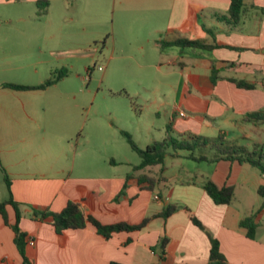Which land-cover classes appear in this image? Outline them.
<instances>
[{
	"label": "crops",
	"instance_id": "1",
	"mask_svg": "<svg viewBox=\"0 0 264 264\" xmlns=\"http://www.w3.org/2000/svg\"><path fill=\"white\" fill-rule=\"evenodd\" d=\"M243 1L246 12L235 27L225 21L230 0H70V20L105 25L107 12L112 11L116 24L112 38H118L122 44L129 40L152 43L157 62L150 66L165 76L170 72L181 76L175 87L178 101L172 105L168 100L160 103L169 106L167 114L173 121L169 125H175L179 133L222 136L223 141L237 145H242L243 139L246 143L242 146L246 148L249 144L253 148L264 147L263 138L253 137L264 135V120L248 117L251 113L264 112V0ZM8 2L0 0V5ZM27 26L13 24L9 19L0 22V163L9 177L13 199L19 202L22 214L19 225L27 237L34 239L33 245L27 242L25 245L31 264H109L110 261L207 264L211 246L207 232L218 240L219 250L228 264H264V197L258 192L260 186L264 191V173L250 164L226 159L195 161L185 157L187 152L178 151L175 156L169 154L172 158L169 164L164 161L162 175L166 180L150 191L143 188L144 183L137 182V176L155 175L160 166L133 171L132 166L137 163L128 162L122 171L116 169L121 161L112 158L109 165L115 169L111 173L98 170L92 173L88 166L76 168L74 162L60 166L55 161L57 156L52 158L45 139L36 141L35 137H44L43 133L70 137V101L54 91L59 81L44 89L16 90L1 86L5 82L42 83L2 78L12 70L11 56L18 53H12L14 40L20 35L18 31ZM175 38L199 39L223 46L211 50L160 47V40ZM48 49L53 56L54 50ZM212 67L217 71L214 83ZM34 70L41 72L43 67L35 66ZM53 70L48 67L47 76ZM228 78L243 79L255 87L239 88ZM50 97L56 101L51 103ZM180 111L187 114L181 116ZM49 112L57 125L55 132L46 125ZM2 137L14 138L5 141ZM24 160L30 161L23 166ZM170 166L172 173L168 174ZM207 179L218 186L232 185V202L215 204L203 188ZM239 188L247 190L243 199L238 194ZM121 190L123 193L116 198ZM68 200L78 202L84 214L104 224L119 221L137 224L145 217L151 219L140 230L114 232L106 239L91 224L82 229H65L59 235L49 221L32 217L31 206L60 211ZM246 203L247 212L243 211ZM167 204H175L177 209L166 218L154 216ZM6 211L11 224L13 209L7 205ZM248 214H255L254 239L248 238L239 226L240 219ZM191 215L204 229L192 222ZM161 235L168 238L163 260L153 250ZM0 264H22L14 233L1 215Z\"/></svg>",
	"mask_w": 264,
	"mask_h": 264
},
{
	"label": "rangeland",
	"instance_id": "2",
	"mask_svg": "<svg viewBox=\"0 0 264 264\" xmlns=\"http://www.w3.org/2000/svg\"><path fill=\"white\" fill-rule=\"evenodd\" d=\"M70 15V0H51L49 13L42 16L37 15L31 0H10L0 5V22L9 19L13 24L28 25L18 31L20 35L14 40L16 46L12 47V53H18L11 56L12 70L2 77L4 80L39 83L56 70L65 68L67 71L54 91L70 101V137L45 133L44 137H35L36 141L45 139L52 158L57 156L55 161L60 166L74 162L76 168L88 166L92 173L98 170L109 174L115 169L109 165L112 158L121 161L116 169L122 171L128 162L138 163L139 156L130 148L122 130L141 148L155 140H163L167 133L173 137L192 134L179 133L173 124L167 131L172 121L167 114L170 108L160 103L168 100L172 105L178 101L175 87L181 76L176 72L165 76L150 66L157 62L151 42L129 40L122 44L118 38H112L116 30L112 11L107 12L105 25L77 23L70 20ZM50 24L52 27H47ZM46 46L54 50L53 56ZM66 54L68 56L63 57ZM35 66L43 70L35 73ZM50 66L54 70L47 76L45 71ZM18 67L21 69L17 70ZM48 101L53 103L56 99L53 101L50 97ZM52 118L49 112L46 125L55 132L57 125ZM253 137L264 140V135ZM3 138L6 141L14 137ZM240 142L246 143L243 139ZM223 143L238 144L226 140ZM247 149L252 150L253 145L249 144ZM204 151L209 156L214 153L207 148H200L196 153ZM165 159L169 164L172 158L168 154ZM29 161L24 160L21 165ZM169 168L168 174L172 173L171 166ZM2 169L0 163V201L8 196ZM238 194L243 199L247 190L239 188ZM243 206V211L247 212L248 204Z\"/></svg>",
	"mask_w": 264,
	"mask_h": 264
},
{
	"label": "trees",
	"instance_id": "3",
	"mask_svg": "<svg viewBox=\"0 0 264 264\" xmlns=\"http://www.w3.org/2000/svg\"><path fill=\"white\" fill-rule=\"evenodd\" d=\"M35 6L37 8V15L42 16L47 14L50 0H36ZM246 12V6L243 0H230V5L228 8V16L225 17V21L232 27L239 24L241 17ZM207 32L212 34V31L206 29ZM177 46L181 49L183 48H199L202 50H211L215 46H223L218 43H206L203 40H193L187 38H175L172 40H160V47ZM216 70L214 67L211 69V80L214 83L217 79ZM67 71L65 68L54 71L49 78L44 82L37 85H24L11 82L2 83V87L16 89V90H32V89H44L49 85H52L59 81L62 77L66 75ZM229 81L233 82L239 88L251 89L255 85L253 83H248L243 79L228 78ZM249 118L262 119L264 120V112L251 113L248 115ZM170 125L167 126V131L169 132ZM122 134L125 136L130 148L136 152L139 156L140 161L132 166L133 171L145 170L154 166H160V170L155 175H150L148 173H143L137 176V182L139 184L144 183L143 188L153 191L154 187L160 183V181L166 180L162 175L164 170L165 157L168 154L175 156L178 151L184 150L187 152L186 158L195 161H208L214 162L220 159H226L230 161H235L237 163H248L251 166L260 170L264 173V149L262 146L254 147L252 150H248L242 145H225L223 143V137L218 136L216 138L205 137L196 134H188L187 137H173L167 133L163 140H155L150 144L146 145L145 148L139 147L136 142L132 139L131 135L122 130ZM200 148H205L214 150L213 155L209 156L204 152L196 153V150ZM4 171V169H2ZM132 176L127 175V177ZM4 181L6 183L8 197L0 201V215L3 219L4 224L10 226L14 233V243L22 257V264H31L25 254V245L27 233L20 227L19 222L22 216L19 202L13 199L12 193L10 191V180L7 173L4 171ZM125 187V184H124ZM203 188L206 194L212 199L215 204L226 205L232 202L234 198V187L232 185H222L218 186L212 180L207 179L203 183ZM260 195L264 197L263 187L258 188ZM123 193L121 190L116 198H118ZM9 205L14 212V222L9 224L8 215L6 211V206ZM177 209L175 204L165 205L161 212L154 215L162 218H166L172 214ZM32 217L41 221H49L55 229V232L62 235L65 229H82L87 224H91L96 229V232L108 239L112 236L114 232L120 231H136L142 229L145 224L151 219V217H145L140 223L131 224L125 221H119L111 224L101 223L98 219L90 214H84L80 208L78 202L68 200L64 207L60 211H52L48 208H42L39 206H31ZM255 214H248L242 217L239 221V226L245 230V235L248 238L254 239L256 234L257 224L254 220ZM192 222L204 229L201 222L193 215L190 216ZM210 239V253L209 261L207 264H228L226 258L219 250L218 240L211 236L207 232ZM168 243V238L166 235H161L156 246L153 250L157 252L161 260L164 259L166 253V246ZM109 264H124L117 261H110ZM152 264H163L161 262H156Z\"/></svg>",
	"mask_w": 264,
	"mask_h": 264
},
{
	"label": "built area",
	"instance_id": "4",
	"mask_svg": "<svg viewBox=\"0 0 264 264\" xmlns=\"http://www.w3.org/2000/svg\"><path fill=\"white\" fill-rule=\"evenodd\" d=\"M101 68V67H99ZM179 115L181 116H185V113L183 111H180L179 112ZM157 197V196H156ZM26 242L29 244V245H33L34 244V239L32 237H27L26 238Z\"/></svg>",
	"mask_w": 264,
	"mask_h": 264
}]
</instances>
